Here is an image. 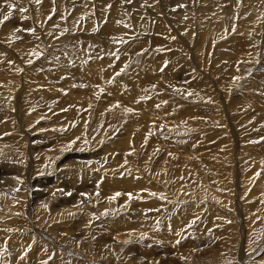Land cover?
<instances>
[{"label": "bare ground", "instance_id": "6f19581e", "mask_svg": "<svg viewBox=\"0 0 264 264\" xmlns=\"http://www.w3.org/2000/svg\"><path fill=\"white\" fill-rule=\"evenodd\" d=\"M14 1H16V0H11L10 2H14ZM28 1H29L30 5L28 3V7L26 8V11H24V13L22 11H20L21 10L20 4H15V3H14L15 7L19 8L18 10H13V11H10V10L7 11L6 10L7 12H3L2 14L0 13L1 14L0 15V19H2L8 13H11L10 17H13V19H11L8 22V24H7V27H11L10 29L8 28V30H10L9 32L13 33L14 29L19 30V26H21L20 29H22V30L29 29L30 31H32V33H30V31H29V33L32 34V37L34 39V42L32 44L26 42L27 39L25 40V44H23L24 41L19 43V44H23V45L28 46V48H26V49H24V48L16 49L15 45H12V44L5 45L4 43L0 42V61L3 63L4 60L8 62L10 59H12L14 61V63H15L14 66L17 67V68H11L10 70H8L6 72L7 73L6 74L7 77L5 78V76H4L5 80L2 82V85L0 84V87H1L0 88V153L1 152H3V153L4 152H8L7 151V147L3 145L5 143H7V142L8 143L13 142V144H11V147L13 145L14 149L13 150L11 148L10 149L14 153V151H16L15 150V148L17 147L16 145L20 144L22 142V140H24L25 144H26V141H29V145L27 147H28L29 151L31 150L30 152H33L35 148L40 147L43 142L47 141L48 144H51V146H52L55 142L59 141L60 142L59 145L57 144L58 147L56 146L54 148L60 150L61 146H63V147H67L68 151L65 152V153H63V152L61 153L63 156H62V158H60L58 160V163L55 166L53 165L54 163H51L52 165L51 164L49 165L47 163L48 165H46V166L47 167L50 166V167H48V169L45 168V169H47L49 171V168H51V166H54V168H55L54 169V174H55L56 177L54 179H51V180H52L53 183H57L58 185L62 186L63 193L61 192L62 194H60V196H59V191H55L57 193V195H58V199H57L58 204H63L61 202L70 203V208H71L72 212L77 211V209H79L81 207L79 205L82 204V209H83L82 210V214H85V215H89V214L90 215L91 214L94 215L96 213L99 214L98 212H100L101 214L102 213H107L108 209L105 207L106 205L103 206L101 204L99 205L98 203L96 204L98 199L93 195V193L91 191V188L87 187L89 184H92V186H96L95 183H93L94 180L91 181V182H89L87 180H85L83 182L81 181V183H79V188H75V183L74 182H79V180H80L79 175H81V177H83L81 180L85 179L86 177L87 178H91V177L95 178V177H97V179H98V177H103V178L109 180V179L112 178V176L115 173V170L108 169L105 166V163H103V162L106 161V164H107V162H110L112 160L110 158V155H109V152H108V147L110 145V141L107 140L102 135L104 133L102 130L98 131V130H94V128H92V126H93L92 121H90V123H88L87 117L85 116L83 118L84 115H82L81 109H84V107H86V106H88L89 108H92V106H94L93 108L96 109L95 112L99 113L98 115L96 114L95 116H99V117L101 116L103 118L109 119L113 115V112H116L115 108L118 109V111L121 113V115L124 112L126 114V112H128V111H126L125 108L123 109V106L125 105V106L130 107V109L132 108V110H133V113L131 112V110H130L131 113H129L132 116L131 117L132 120L129 121V122H131L130 123L131 128L128 129V131H130L129 134L131 135V137L134 135V133L136 131L135 129H137L139 127V123H137V120H136L138 116L141 117L140 122L143 121V120H149L148 127L144 128L143 132H141L136 139L132 140V145H133L132 149H131V144H130L131 140L127 139V141L124 142V146L126 144H128L127 147L123 148V151L125 152L124 153L125 154L124 157H125V159H128V162L127 163L125 162L124 166L121 167L126 172V176H127V181L126 182L128 183V185H132V186L137 187V189H135V190H137L138 191L137 193H139L141 196H143L145 200H148V206L146 207V209H142V210L141 209H132V211H130L128 213L129 215L127 214L128 216H130L133 219V221L136 218L137 219L138 218L142 219L143 217H147V219L146 218L143 219V220L146 219L145 222L138 220V221H136V224L133 225L125 217L120 218L119 220H117V228L115 230V233H116V237L118 238L117 239L118 243H125L126 240L129 241L130 239L136 238V237L144 238L143 234L147 235V237L148 236L151 237V235H156L157 234V231H156L157 227L156 226L160 223V226L161 227L163 226L165 228V226L168 223V219L170 217H173L172 221L174 220V222H175V220L177 219L176 215H181L182 214V215H184V218H185V215H186L187 216V220L185 221L186 222V224H185L186 227L188 226V229H189V227L193 228V226L195 227L197 225H200L204 221L203 220L204 219V215H205L204 211L207 208H209V209H211V211H213V208L211 206L212 203H215V204L217 203L218 204V205H215L214 210H216L218 207H221L225 211L227 209L225 207V206H227V204L224 205L223 203H220V200H218L219 199L218 195L220 193L217 195V197H218L217 198L215 196L216 195L215 193H217V192L214 191L215 193H213L212 192L213 190H210L211 193L215 194V195H213V194H211L209 192V189H211V188H207L205 191H202L203 193L201 192V194H199V193H197V191H192L190 189V186L188 184H186V182L193 181L194 179H196L199 175L204 173V171L194 174L193 172L190 171L192 168L188 169V167H186V166L183 167V165H182V167H180V166L178 167L176 164H174L173 166L172 165L171 166H172V168L175 167L177 171L174 172L175 168H174V170L171 168L172 172H173V174H172V172H170L171 170H169L170 167L168 168V164H170V163L166 159V156H165L166 154L165 155L164 154L161 155V153L158 152L159 147L157 149V153H154V151H153L152 154L151 153L145 154L146 151H148V149L150 148V146L153 143L152 142L153 141L152 140V136H153L154 130H155L154 127H157V126H154L155 123L153 121V118L149 117V115H147V113H146V112H149L150 110L148 108H146L143 104H141L140 101H138L136 99V96H135V99H131V98H134V96H130L129 97L128 94H125V91L128 92V89H127L126 85L123 86V84L121 82H124L126 80L127 72L132 67L131 63L133 61H135V56L137 55L136 51L139 50V48L143 49L144 44H142L141 42L145 41L146 39H150L151 40L152 37H155L154 34H156V32H157V30H155V28L158 25L154 26L152 23H149V21L147 19L144 20L143 19L144 15L141 18L140 14L136 16L135 12H134V14H133V12L129 13L130 11H132L131 7H133V6H131L132 4L129 3L130 0L129 1L125 0V2H127V4H128V6L124 5V8L126 7L125 11H123L124 8L118 7L119 3H124L123 1L121 2V0H110V2H114V5L110 4L109 6H108V4H107V6H103V5H100V4H99V6H97V4L95 2H93V1H91V0H78L77 1L78 3L79 2L82 3V4H78V6H81L82 8L80 10H76V11H74L76 6H74V7H73V5L71 6L70 0H55L54 3L52 2V0H40V2H43V4H41V5H39L40 2L37 3V1H32V0H28ZM137 1H139V0H137ZM209 1L210 0H208V1L204 0L202 3H200V0H197L196 3H200V4L203 5L204 2H206V4H208ZM6 2L7 1H5L3 3H6ZM71 2L73 3V0ZM21 3H23V1ZM98 3H100V2H98ZM105 3H107V2H105ZM235 3H237V2H235ZM24 4H26L25 1H24ZM0 5H2V4H0ZM135 5H136V3H135ZM245 5L248 6V8H249L247 19L246 20H242L244 16L242 14H241L242 15L241 16L240 15V11H237V12H239L238 15H237V18H238L237 23L236 24L232 23L234 25L231 26L230 34L226 37V39H228L230 37L232 38V43H226V45L227 44L229 45L226 48H231L230 52L226 51L225 50L226 48H223V45L225 46V44H223L224 42L222 43L223 45L218 44V42H216L214 44V46H212V48H211L213 50H212V54H211V61H210V67H209L210 69L208 71L203 72V71H201V69L199 70L198 68H192V64L193 63L191 61V60H193L194 62H196L197 57H199V55H200V50L199 49L200 48H199L198 43L201 42L200 41V33L204 29H206L208 27L200 28L196 32V35H195L194 32H192V30L191 31L186 30V29L184 31L183 30L182 31L178 30L179 34H180V38L183 39L187 43V45H188V47L190 49V54H192V57L189 56V55H187V56L183 55L181 51L179 52V51H175L173 49L170 50L168 54L164 55V59L167 58L168 61H171V63H169L167 61L168 63L163 65V67H162V68H164L162 73L165 75V77L167 76L166 78H168V80L170 82L171 81L174 82L176 80L175 78L177 76H181L180 80L183 82V84H185V85L187 84L189 89L191 88L192 95L193 96H197L198 95V96L201 97V98H199V100H197V104H195V105L193 104V105L195 107H196V105H199V107H198L199 110L197 109V112L195 113V116H198L200 119L197 120L198 117H195V118H197L195 120V121H197L195 124H197L204 131L203 132L202 130L201 131L198 130V127H197V130L201 133V135L204 134V133H205V135L204 136L200 135L201 137H199V138L198 137L195 138V136H194V139H192V140H194V142H196V144H200V146L199 147H195L192 150L199 151V152L201 150V154L203 155L202 157H204L205 160H207L206 164H207V162L209 164V167H206V168L207 169L209 168L210 172H206V171H208L206 169V171H205L206 172L205 173V175H206L205 182L204 183L203 182H199V183L195 184V186H197L199 188H204V187H207V186H210V185L213 186L215 189H217L220 186L226 188L225 187L226 186L225 185V183H226L225 179L226 178L222 177V174H220L221 172L218 173L219 171L218 172L215 171L216 169H218V163H220V165H224V167H226L228 164H230L231 168L228 167V168L231 169V170H229L230 172L227 173L228 171L226 172V170H225V172H226V174L230 175L229 179L231 177L232 180H233V178L235 176L241 175V174H243L245 172H246V174L248 172L249 173L248 175H250V177H251V173L256 175V174H258L260 172L259 171L257 173L256 172L257 170H255V169L246 170L243 167V165H242V154H243V151H244L245 147L252 148L253 147V141L261 142V141L264 140V137L258 136V137H254L253 138V136H254L253 130L254 131L258 130L254 126H253L254 128H252L250 126L251 123H249V122L251 120H252V123L255 121V120L253 121V119H254L253 117H252V119H250L251 117L247 116L250 119V121L248 123H245V122H247L249 120L248 118H247L248 120H246L245 119L246 117L244 118V116H245L244 114L245 113L244 114L242 113L243 115H240V116H242L241 119L239 118L240 116L238 115V112H237L236 109H238V110L244 109V107H247L246 105H247L248 101H246L247 103L245 101H243V103H239V104H241V106L239 108H236V107L238 105V102H240L243 99V97H244V99H247L249 97V99H247V100H249V102H251L250 101L251 97L246 94V89L247 88H249V87L252 88L253 87V88H259L260 89L259 85L264 83V73H262L263 66H261V64L263 63L262 57L264 58V52L260 51V53H259L257 51V48L259 47V43H261V44L263 43L262 42L263 35L261 36L259 31H261L260 28L262 26H264V24H262L264 22V4L263 5L262 4H258V3H255L254 1H250V0H242L241 12H243L242 10H244ZM46 6H51L52 7V14L50 15V17L48 15V13L47 14L45 13V11H47V10H45L44 7H46ZM111 7H112V10L109 9ZM4 8H6V7H4ZM7 8H8V6H7ZM192 9H193V7H192ZM137 10H138V8H137ZM201 10H202V8H201ZM203 10L205 11V9H203ZM154 11H157V9L154 10ZM154 11L146 10V12L144 11V14L146 15V17H148V15L150 17L152 15L155 16L156 14H155ZM193 11H194V9H193ZM223 11H225L223 9V7L219 8V10L217 12H215V13L212 10L213 15H214V17L212 18V24L214 23V25L220 27V29H221V27L225 28V26H227L226 24L228 23V19H229L228 15H227V12L223 13ZM64 15H66V23L63 22L64 21V18H63ZM133 15H135L136 17H132ZM160 16H158V17H160ZM229 16L231 17V15H229ZM208 18H210V17H208ZM103 21H105V22L103 23ZM239 21H240V24H239ZM26 23H27L28 27L25 29ZM101 23H103L105 25H106V23H108V24H110V26H112V27H110L111 31H109V32H112L111 33L112 35H110L111 36L110 37V41L106 40L107 42H110L108 44H104V43L99 42L97 40V39L103 38L102 36L106 34V30L105 29L109 28V27H106V26H108V25H106L105 28L103 27L101 29V33H100V29L98 30L97 28L98 27L100 28L102 26ZM199 24L201 25V21L198 22V26H200ZM22 27H24V28H22ZM40 28L42 29V31L39 32ZM215 30H216V32L218 31V29H215V27H214L213 32H215ZM96 31H97V34L94 35ZM104 31H105V33H104ZM18 34H21V33H18ZM62 35H63V37H61ZM43 36H44V39H45L44 43H46V52H45L44 56L42 55L43 52H44V49H43V44L44 43H43V38H41ZM70 36H72L73 38H80L81 39V41H80L81 46H83V48L87 47L86 51L94 49L95 51L99 50V51H103L105 53L106 49L108 48V50H109V48H110L113 57H115V60H113V59L110 60L111 54L107 50V53L110 54L109 55L110 56L109 59L108 58L102 59V60L99 61V63L95 64L96 66H99L98 69L99 68L102 69L103 66H104L103 70L101 72L99 70H97V71H99V73H98L99 75L97 77L93 76L92 78H85V79H82V77H78L77 76V74L72 70L73 68L70 66L71 65L70 62L72 60L70 61L69 59H66V57H63L62 58L63 60L60 61V62H57L56 65L49 63L48 60L49 61L51 60V61L54 62L55 58L59 56V52L57 50L61 51L60 49H62V52L64 51V53H66V55H68V54L70 55V53H69V51L67 50V47H66L67 46L66 45L67 40L69 39ZM202 36H204V35H202ZM210 37H212V36H210ZM129 38H132V40H129ZM54 40H56V41H54ZM103 40H105V39H103ZM228 41H229V39H228ZM70 42H68V43H70ZM15 44L19 45L17 43H15ZM73 46L75 47V45H73ZM262 46H264V44ZM101 48H103L105 51L101 50ZM155 49H156V47H154V45L151 44V45H149V47L145 48V51L147 52V51L155 50ZM74 50H76V49H74ZM82 54H84V53H82ZM142 54L144 55V53H142ZM142 54H141V56H142ZM151 54H152V52L150 53V55ZM144 57H147V56H144ZM177 58H179L178 62H176ZM75 61H76V59H75ZM113 62H117V65L114 68L112 67V63ZM61 63H64V65L61 64ZM176 63L179 64V66L175 65ZM29 64H30L31 68L34 69L36 72H37L38 69L40 71L43 68H45L46 66H50V70L41 72V74H38L40 77H36V78L33 76V70L32 69H31L30 75H28V74H27L28 76L25 75L26 76V78H25L26 80H28V78L29 79H33V80H31V84L32 85H29V83H26V85L34 87L33 86V81H34V79H36V81L38 83L37 86H39V88H38L39 91L35 92L34 90H32L30 93L27 94V92H24L23 89H20V81H21V79L23 77L21 76V78H20L19 76L21 75L20 71L22 69H26V66L29 65ZM59 65H63L65 67V69H66L65 75H63L62 73L57 71L58 70L57 66H59ZM201 66H202V64H201ZM94 68H95V66H94ZM95 69H97V68H95ZM37 73H39V72H37ZM22 74H24V73H22ZM73 74H76L75 77H73ZM148 74H147V76H149ZM95 75H97V74H95ZM243 76H244V79L242 81L241 79L243 78ZM70 78H73V80H69ZM144 78H147L146 74L144 75ZM69 81H72V82L73 81H75V82L81 81V83L82 82L87 83V87L89 88V91L90 90H96L97 93L101 92V93H105V94L102 95V97H101L102 99L100 98L101 102H97L96 100H94L93 96H90V94L89 95L87 94V93H89L88 90L85 91V90H83L81 88L76 89L77 90V94L74 95V91L75 90H71L69 88V86H68V84H69L68 82ZM96 83L97 84L100 83V84H98L99 85L98 87H96ZM179 83H181V82H179ZM46 85H48L47 86V90L46 89L42 90L41 87L43 88ZM51 85H53V87H49ZM138 85L143 90L144 87L141 85L140 81L138 82ZM29 86H27V87H29ZM37 86H35L34 88H36ZM153 86H155V88H156L157 85H153V83H152V87ZM48 89H50V90H48ZM147 89H148V87H147ZM150 89H152V88H150ZM153 89H154V87H153ZM233 89H235V91H233ZM142 90L137 89V92L140 93V94L138 93L139 94V96H138L139 98H141L140 95H142L141 93H143ZM52 91H54V92H52ZM143 91H144V93H146V95L148 94L147 91H145V90H143ZM151 91H149V92H151ZM178 91L181 92V90H178ZM63 92H66L65 96L60 94V93H63ZM182 92L184 93V91H182ZM24 93L27 94L25 96L26 100H32V99L34 100V99H38V98H42L43 97L44 100H47L49 103H51V106L46 107V109H45L46 111H42V112L40 111V113H38V114H34L33 113L34 115L30 116V117H28V114H24L25 116L23 118L22 117V114H23L22 113V108H23V103H24V95H25ZM167 93L169 94V92H167ZM70 95H72V96H70ZM185 95H187V94H185ZM189 96H190V93H189ZM103 99H106V101H104ZM63 101H64V103L66 105H68L70 103L71 108L70 109L68 108L69 109L68 111H66V110L63 111V109H66V107H64V105H62V106L60 105L58 107H55L56 109L52 108V106L54 107L56 105L62 104ZM129 101H132V102H129ZM53 102H56V105ZM255 102H256V100H255ZM151 103L152 104H150V108L154 109V105H155L154 101L152 100ZM155 103H156V101H155ZM164 103L167 104L166 102H164ZM216 103H217V105L215 106L216 112L215 111L214 112L215 113L222 112L223 113L222 115H224V118H225L224 120H223V118L221 120L220 119L221 117H218L219 115H217V116L213 115L214 117H212V115L210 116L207 113V111H209V109H211V107L213 108V106ZM113 104H115L116 107H114ZM147 104L149 105V103H147ZM160 104H161L160 106L163 105V103H160ZM248 104H250V106H251L250 108H252V111H254L253 106L255 107L256 105L255 104L251 105V103H248ZM235 105H236V107H235ZM215 108H213V109H215ZM250 108H249V112H250ZM256 108H258V107H256ZM260 108H262V107H260ZM86 109H88V108L86 107ZM48 110H50L51 113L52 112H56V113H53L54 115H47V114L42 115V113H45V112L50 114L48 112ZM92 110H94V109H92ZM193 110L191 109L190 111L192 112ZM118 111H117V113H119ZM187 111H188V109H187ZM257 111H258V109L255 110V112H253V113L256 114ZM260 111H258V114H259ZM214 112L212 111V113H214ZM103 113H107V114L102 116ZM262 113H261V116H262ZM13 114H14V116H12ZM247 114L249 115L250 113H247ZM204 115H209V117L204 118ZM253 115L254 114H252V115L250 114V116H253ZM16 116H17V119H15ZM181 116H182V114H181ZM180 117L178 116V118H180ZM255 117H256V115H255ZM126 118L128 119V117H126ZM178 118L176 119L177 121H179ZM207 118H209V120H207ZM173 120H174V118H173ZM181 120L182 119H180V121ZM240 120L241 121L243 120L244 124L241 125ZM258 120H259V118H258ZM260 120L262 121V119H260ZM70 121H72L73 124ZM101 121H103V120H101ZM256 121H257V117H256ZM13 122H15V124H13ZM20 122L22 124L26 125V127L24 129V133H25L26 136H23V132L20 131L21 129H17L19 131H18V133L15 136H13L11 138H10V136L5 137V138L3 137L2 134H4L5 132L11 131L12 129L17 128V126H20L19 125ZM183 122H185V121L183 120ZM17 123H19V124L17 125ZM46 123H48L49 127L47 125H45ZM68 123H70L69 128H67ZM27 124L29 126L34 124V127L28 129L27 128ZM42 124H44V125L42 126ZM95 124H96V122H95ZM99 124H100V122H99ZM99 124H98V126H99ZM164 124L165 123H163L162 126ZM170 124H175V122L174 123L173 122L169 123V125L167 126V127H169V129L171 127ZM260 124H261V122H260ZM8 125L9 126L11 125V126L9 128H7ZM74 125L76 126V132L75 133L72 132V129L74 128ZM105 125H106V123H105ZM105 125H104V127H105ZM101 126H102V124H101ZM240 126H242V127L245 126L244 127L245 128L244 132H242L240 130ZM262 126H264V125H262ZM70 127H71V129H70ZM164 127H166V124H165ZM193 127H195V126L193 125ZM158 128H160V126ZM176 128H175V130H176ZM172 130H174V129L172 128ZM172 130H171V132H172ZM214 131H216V132L213 135H216V136L218 135V138L221 140V142H219V146L216 145L217 143L215 144L217 147L212 145L211 143H209V142H211V139H212L211 134ZM12 132H13V134L15 133V131H12ZM55 135H58L59 137L56 136L55 139H54ZM166 135H168V134H166ZM169 135H170V133H169ZM185 135H186V133H185ZM191 135H193V134H191ZM21 136L23 137L22 139L19 138ZM216 136H214V137H216ZM232 136H233V140H231L232 138L230 139V137H232ZM210 137H211V139H209L210 141H207V139L210 138ZM226 137H228L230 140H228V138H227L228 141L225 140ZM18 139H21V142ZM161 140H162V138H161ZM163 140H165V139L163 138ZM186 140H187V137H186ZM157 141L159 142L158 138H157ZM246 141L248 142L247 146H245ZM18 142H20V143H18ZM178 142L179 141H177L176 143H178ZM194 142H192V143H194ZM35 143H38V146H36L37 144H35ZM22 144H23V142H22ZM153 144H155V142ZM145 147H146L147 150L145 149ZM40 149H41L40 150L41 152L44 151L42 149V147ZM64 149H66V148H64ZM22 150L23 149H21V152H23ZM29 151H28V153H30ZM50 151H52V150H49V152ZM149 152H150V150H149ZM17 153H18V151H17ZM6 154H10V153L8 152ZM144 154H145V156H143ZM201 154H200V156H201ZM68 155L75 156V162L73 163V166H71L72 169H70V172L67 173V172L63 171V173H62V171L60 170L62 165H59V163L62 161V159L65 156H68ZM146 155H147V157H146ZM198 155H199V153H198ZM198 155H196V156H198ZM36 156H39V155H36ZM40 156H41V159H43L42 155H40ZM223 156H224V158H223ZM7 157H8V155H7ZM53 157H55V156H53ZM143 157H146V159H151L152 160V161L145 160V161L150 162V165H148L150 167V169L149 168H148L149 170L146 169L147 171L144 170L146 168V166L143 169L141 168L142 167L141 166V158H143ZM198 157H197V159H198ZM0 158H2V157H0ZM36 158H38V157H36ZM48 159H50V158H48ZM192 159H195V158L192 157ZM200 159L203 161L202 158H200ZM6 160H3V161H5V163H6ZM3 161H2V164H3ZM10 161L11 160H9V163H10ZM14 161H16V160H14ZM53 161H54V159H53ZM137 162H139L138 164L140 166L137 164ZM156 162H157V164H156L157 166H155ZM29 163H30V165H29L30 167H28V169H32L33 168V165H32L33 161L30 160ZM145 163L148 164L147 162H145ZM200 163H201V161H200ZM203 163L204 162H202L201 164L203 165ZM2 164H0V165H2ZM36 164H37V162H36ZM63 164H66V163H63ZM182 164H184V163L182 162ZM188 164H190V163H188ZM178 165H180V164H178ZM26 166H27V164H26ZM44 166H45V164H44ZM40 167H43V166H40ZM68 167L70 168V166H68ZM4 169H6V168H4ZM45 169H43L44 172H45ZM61 169H63V167ZM198 169H200V168H198ZM1 170H2V167L0 166V172H1ZM35 170H36V168H35ZM203 170H205V169H203ZM51 171H52V169H51ZM47 172H45V173H47ZM166 172L172 174L173 176H169L168 173H166ZM261 172H262L261 174H263V175L260 176V174H259L260 180L258 182L252 183V182H250L252 180H250L248 178V181L250 180L248 183H245V182H247L246 180L242 183L243 178L241 177L242 178V180H241V178L239 177V180L237 179L238 180V184L237 183L236 184L238 185V190L239 191H237V192H239V193H240V191L243 190L242 189L243 186L244 187L246 186L247 188L249 186H251L250 183L253 184V185L255 184V186L257 187V189H256L255 186H254L253 189L249 187L250 188L249 189L250 196H249V194L247 196H249V197H251L253 199V208L258 209V216H260L262 218V220L260 222H258L257 224H260V225L263 226L262 222H263V219H264V173H263V171H261ZM214 173H216L217 175L215 174L216 175L215 176ZM33 174L36 175L37 177H39L38 173H33ZM61 174H64V175L68 174V175H70V177L68 178L65 175L66 178L64 177L65 178L64 179V178H61ZM15 175H17V174H15ZM34 175H32V176L30 175V177H28V179H31ZM42 175H44V174H42ZM243 175H245V174H243ZM218 176H220V179H219ZM7 178H8V176H7ZM16 178L19 180L18 177H16ZM33 178H36V177H33ZM252 178H253V176H252ZM38 179L39 178H36L37 182H38ZM245 179H246V177H245ZM254 179H255V177H254ZM14 180H16V179H14ZM62 180H63V183L61 182ZM118 180H120L119 177H118ZM12 182H14V181H12ZM233 182H231V184ZM5 183H6V181H5ZM228 183H229V181H228ZM186 187H189V188H186ZM2 188H4V187H2ZM124 188H125V185H124ZM56 189H58V188H56ZM20 190H22V189H20ZM29 190H30L29 191V197L27 199L28 203L26 202L27 204H26V207H25V209H27V211H26V214H24L25 210L23 211V213H20L21 216H22V217H20V219H21V222L23 224L27 225L28 228H32V232L33 233L31 235L29 234L30 235L29 237L26 236L27 238L25 240L23 238L24 235H23V237H21V239L19 238V236H18L19 232H18V235L15 236V238L12 239V237H11V239L13 241L14 240H19V242L17 244L12 242L13 245H14V246L12 245L13 246V250L15 249V247L18 248V251H16L15 260L11 258L13 260V262H15V264H17V263L18 264H28L29 263L28 255H25L26 253L23 254L21 250H24L26 247H28L31 242H34L35 240L37 241L38 236H42V234H43V236L46 235L44 233H41L42 232L41 231L42 228L37 226L36 225L37 223H34V222H37V221H35L36 217H35L34 220L32 219V215L35 212V206H34L33 202L35 201V199L37 197H41L42 195L40 193H37V192L31 193L32 192L31 189H29ZM75 190L76 191H80L81 193H76V192H74ZM132 190H133V188H132ZM244 190H245V188H244ZM24 191H25V189H24ZM83 191H85V193H82ZM222 192H223V190H222ZM224 192H226V191H224ZM20 193L17 192V190H15V192L12 195L14 197H16V196H19L18 194H20ZM244 193L245 192H243V194ZM153 194H155V195H153ZM221 194H225V196H223V197H224V199H226V197H227L226 193H221ZM246 194H247V192H246ZM5 195L6 194L4 192L0 191V216L3 217L6 214L8 215V216L6 215L8 219H6L5 216L3 217V218H5V220L1 217L3 222L4 221L8 222L9 220H12V221L15 220L16 221V219L18 217L17 209L14 211L12 208H10V206H9V201L10 200ZM136 195H138V194H136ZM80 196H83L82 202L79 201V197ZM20 197H22V196L20 195ZM139 197L140 196H138V198ZM16 198H18V197H16ZM117 198H118V196H117ZM227 198H229V197H227ZM237 198H238V201H239V204H238L239 208L237 210L238 211L237 213L240 216V232L238 231L237 233L241 237L238 236L236 238L237 239L236 242L238 243L240 241V243H242V239L244 237V234L246 235L245 237L247 238L249 236V232H251V230L255 229V225L243 222V217L241 215L248 211L249 207H247L248 204H246V202H248V201L245 202L244 199H242L243 197H241V196L237 197ZM11 199H13V198H11ZM24 199H26V198H24ZM24 199H23V201H24ZM118 199H121V198H118ZM13 200H15V199H13ZM13 200H12V203H13ZM27 200H25V201H27ZM235 200H237V199H235ZM134 201H137V199L134 200ZM230 201H232V200H230ZM189 202H190V204L191 203H193V204L189 205V206L187 205V207H186V204H189ZM226 202H228V201L226 200ZM249 203L252 205L251 202H249ZM123 205H124V203L121 204V206H123ZM139 205H142V204H139ZM59 206H61V205H59ZM216 206H218V207L216 208ZM230 206H232V205H230ZM230 206H228V207H230ZM221 208H218V209L220 210ZM63 209L68 211V209H69L68 208V204H66V206L63 207ZM189 209H190V211H189ZM229 209H232V207L228 208V210ZM134 210H135V212H133ZM232 210H234V209H232ZM110 211H111L110 213L113 214L115 209L113 208ZM206 212H208V211H206ZM208 213H210V212H208ZM235 213L236 212H234L232 214L234 215ZM52 214H54V213H52ZM57 214H59V213L57 212ZM70 214H72V213L70 212ZM101 214H100L99 217H94L93 218V222L94 223H98L97 221L102 219L103 216ZM214 214L216 215V213H214ZM219 214H221L222 217L221 216L220 217L223 218V220H224L223 222H221V223H223L221 226L226 227L227 225H230L231 222L230 223L228 222L229 224L225 222V221H228L227 220V218H229L228 214L226 212H222V211H219ZM238 214H236V215H238ZM38 215H40V214H38ZM211 217L212 216H210V221L212 220ZM68 218L69 217H66V219H68ZM48 219H51V218H48ZM183 219H181V220H183ZM253 219H255V218H253ZM18 220L19 219H17V221ZM28 220L30 221L31 225H29ZM64 220H65V218H64ZM159 220L160 221H164V222L161 224V222ZM17 221H16V223H17ZM56 221H58V220H56ZM234 221L232 219V222H234ZM151 222H152L153 226H147V224L150 225ZM207 222H209V219H208ZM215 222H217V220H215ZM22 223L19 224V225H22ZM102 223H103V220H102ZM102 223H101V225H102ZM197 223H200V224H197ZM2 224L5 226L4 223H2ZM11 224H12V222H11ZM62 224L64 225L65 223H62ZM62 224H60V225L62 226ZM80 224H78V225L80 226ZM106 224H108V223H106ZM7 225H8V223H7ZM13 225H15V224H13ZM101 225H100V227H101ZM177 225H178V223H177ZM233 225H234V223H233ZM68 227L69 226H67V228ZM111 227L113 229H115V226L111 225ZM174 227H175V225L173 226V228ZM183 227H185V226H183ZM183 227H181V229L179 231V234H180V232L183 233V231L185 230V229H183ZM236 227H237V225H236ZM5 228H6V226H5ZM28 228H27V230H28ZM75 228H76V226H75ZM78 228H79V230L83 229L82 226L78 227ZM86 228H87V226H86ZM175 228H177V227H175ZM212 228H210V229H212ZM229 228H231V227H229ZM238 228H236L235 230L231 231L232 234L235 233L234 231H236ZM3 229H4V227H3ZM70 229H69V231H70ZM84 229H85V227H84ZM182 229H183V231H181ZM46 230H47V228H46ZM63 230H65V229H63ZM75 230H78V229L76 228ZM106 230H110V227L108 225L106 226ZM172 230H174V229H172ZM71 231H72V229H71ZM47 232L48 231H46V233ZM67 232L68 231L65 230V234ZM155 232H156V234H155ZM81 233L83 234V232H81ZM225 233L230 235L228 233V230H227V232L225 231ZM47 234H49V233H47ZM13 236H14V234H13ZM34 236H35V238H34ZM157 236H159V235H157ZM51 237H52V235H51ZM104 237H106V236L104 235ZM33 239H35V240L33 241ZM135 240H137V239H135ZM150 240L152 241V239H150ZM23 241H28L29 245L24 246V244L22 243ZM154 241H152V242H154ZM162 241H163V239H162ZM243 241H244L243 243H246L244 239H243ZM3 242H4V240H3ZM134 242H136V241H134ZM9 243H11V242H9ZM106 243H108V241ZM129 243H127V244H129ZM234 243H235V241H234ZM35 244H36V242H35ZM144 244H146V243H144ZM43 245L45 246V244H43ZM164 245H165V243H164ZM134 246H136V245H133V247ZM140 246L142 247L144 245H140ZM235 246H237V245H235ZM244 247H246V245H244ZM128 249H126V251H128ZM138 249H140V248H138ZM247 249H248V247H247ZM239 250H240V254H241L242 260L243 259H247V258H249V260H251V257H253L254 255H260V254H262L264 252V241L262 242L260 247L259 248L257 247V249L255 251H253L252 253H247V251L244 252V251H242V249H239ZM131 252L129 251L128 253H131ZM94 254H96V253H94ZM131 254L133 255V253H131ZM90 255H91V253H90ZM110 255L111 254H109V256ZM126 255H128V254L126 253ZM131 256H130V258H131ZM88 258H90V257H88ZM127 258H128V256H127ZM134 258H136V257H134ZM91 259H92V257H91ZM128 260H129V258H128ZM99 261H101V260H99ZM134 261H135V259H134ZM88 262H90V260ZM237 262H238V260H237ZM254 262H257V261H254ZM96 264H97V262H96ZM126 264H127V262H126ZM243 264H244V262H243Z\"/></svg>", "mask_w": 264, "mask_h": 264}, {"label": "rangeland", "instance_id": "374dc122", "mask_svg": "<svg viewBox=\"0 0 264 264\" xmlns=\"http://www.w3.org/2000/svg\"><path fill=\"white\" fill-rule=\"evenodd\" d=\"M5 1H7L6 2L7 4L6 3H3ZM10 1L11 0H4V1L3 0H0V2H1L0 4H2V5H0V8H1L0 9L1 10L0 13L1 14L3 12H7L9 10L10 11H13V10H18L19 9L18 7H15L14 9L13 8H9V7L7 8L8 5L20 4L21 9H26L28 7V3H29L28 0L27 1L26 0H22L23 3H21L22 2L21 0H19V1L16 0L14 2H10ZM24 1L26 2L27 5L24 4ZM32 1H37V0H32ZM71 1L72 0H70L71 6L72 5H73V7L76 6L75 9H74V11L80 10L82 8L81 6H78V4H82L80 2L78 3L77 2L78 0H73V3ZM91 1L95 2L97 4V6H99V4L100 5H103V6H107V4H108V6L110 4L111 5H114V2H110V0L109 1L108 0H95V1L94 0H91ZM122 1L124 3H119L118 4V7L124 8V5H127L128 6V4H127V2H125V0H121V2ZM196 1L197 0H139V1H137V0H130L129 1V3L132 4L131 6H133V7H131L132 11H130V12L128 11L129 13H132L133 12V14H134V12H135L136 13L135 14L136 16L140 14L141 15V18L144 15L143 16V19L144 20L147 19L149 21V23H152L154 26L158 25L157 26L158 28L157 27L155 28V30H157L156 34H154L155 37H152L151 40L150 39H146L145 41L141 42L142 44H144V46H143V49L142 48H139V50L136 51L137 52V55L135 56V61H133L131 63V66L132 67L127 72V75H126V80L128 82L125 80L124 82H121V83L123 84V86L126 85V87L128 89V92L125 91V94H128L129 97L130 96H134V98H131V99H135V96H136V99L138 101H140L141 104H143L146 108H148L150 110L149 112H146V113H147V115H149V117H152L153 118V121L155 123V124L153 123L154 126H157V127H154L155 130H154V134L152 136V140H153L152 142L153 143L155 142V144L152 143V145L150 146V148L148 149V151H146L145 154H148V153H151L152 154L153 151H154V153H157V149L159 147L158 152H160L161 155H163V154L165 155L166 154L165 155L166 156V159L170 163V164H168V168L170 167L169 170H171L170 172H172V169L174 170L175 167L172 168V166L174 164H176L178 167L179 166L182 167V165H183V167L186 166V167H188V169L189 168H192L190 171L193 172L194 174L204 171V173H202L201 175H199L196 179H194L193 181H188V182H186V184H188L190 186V189L192 191H197V193H199V194H201V192L202 191H205L207 188H211V189H209V192L210 193H211L210 190H213L212 191L213 193L217 192V193H215L216 195L213 194V193H211V194L215 195L216 197H217V195L219 193L220 194L221 193H226V196L229 197V198L226 197V199H224L223 196H225V194H221L222 196L219 194L218 195V197H219L218 200H220V203H223L224 205L227 204V206H225L227 209L224 211L221 207L216 206V208L218 207V208H221V209L219 210L217 208L218 210L217 209L214 210L215 205H218V204L217 203L216 204L215 203H212L211 206L213 208V211H211V209L207 208L204 211L205 212L204 219H203L204 221L203 222L201 221L202 222L201 224L200 223H197V224H200V225H197L195 227L193 226V228L189 227V229H188V226L186 227V225H185L186 222L185 221L187 220V216L185 215V218H184V215L181 214V215H176V217H177L178 220L176 219L175 222H174V220L172 221L173 217H170L168 219V223L165 226V228L163 226L161 227L160 226V223H159L158 224L159 226L158 225L156 226L157 227L156 228L157 234L155 232L156 235H151V237L150 236L147 237V235L143 234V237L145 239L144 238H141V237H136V238L130 239L129 241L126 240L125 243H118V240H117L118 238L116 237V233H115V230L117 228V220H119L120 218L125 217V218H127V220L130 223H132L133 225H135L136 224V221L140 220V221L145 222L146 219H147V217H143L142 219H140V218L137 219L136 218L133 221V219L130 216H128L129 215L128 213L130 211H132V209H141V210L142 209H146V207L148 206V200H145L143 196H141L139 193H137L138 191L135 190V189H137V187L132 186V185H128V183L126 182L127 181L126 172L121 167L124 166V163L125 162L126 163L128 162V159H125V157H124V155H125L124 153L125 152L123 151V148L127 147L128 144H126L124 146V142L127 141V139L131 140V143L130 144H131V149H132V146H133L132 145V140L136 139L138 137V135L141 132H143V129L146 128V127H148L149 120H143V121L140 122L141 117L138 116L136 120H137V123H139V127L137 129L134 128L136 131H135L134 135L131 137V135L129 134L130 131H128V129L131 128V125H130L131 122H129V121L132 120L131 119L132 116L129 113H131V112L133 113L132 108L130 109V107L124 105L123 106V109L125 108V110L128 111V112H126L127 115L124 112L122 114L123 116L118 111V109L115 108V111L116 112H113V115L111 116V118L106 119V118H103L101 116H100L101 118L99 116H95L96 114L98 115L99 113L98 112H95L96 109L93 108L94 106H92V108H89L88 106H86L88 109H86V107H84V109H81L82 115H84L83 118L86 116L88 123H90V121H92V124H93L92 128H94V130H98V131L99 130H102L104 132L102 135L107 140L110 141V145L108 147V152H109L110 158L112 160L110 162H107V164H106V161L103 162V163H105V166L108 169L115 170V173L112 176V178L109 179V180L108 179H105L103 177H98V179H97V177H95V178H93V177L87 178L86 177L85 179L81 180L83 177H81V175H79V178H80L79 182H74L75 183V188H79V183H81V181L83 182V181L87 180V181L91 182V181L94 180L93 183H95L96 186H92V184H89L87 187L88 188H91V191H92L93 195L98 199V201L96 202V204L98 203L99 205L101 204L103 206L106 205L105 207L108 209V212L107 213H102V214L100 212H98L99 214L96 213L94 215H92V214L91 215L90 214L89 215H85V214H82V210H83L82 209V204L79 205V206H81L80 207L81 209L79 208L80 210L77 209V211H75V212H72L71 211L70 203L61 202L63 204H58V202H57L58 195H57V193L55 191H59V196H60V194L63 193L62 186L58 185L57 183H53L51 179H54L56 177L55 174H54V169H55L54 166L58 163V160L60 158H62L63 155L61 153L62 152L65 153V152L68 151L67 150V147H63V146H61V149L60 150L54 148L56 146L58 147V145L60 143L59 141L55 142L52 146H51V144H48L47 141L46 142H43L40 147H37V148L34 149L35 152L33 150H32L33 152H30L31 150L29 151L28 150V147H27L29 145V141H26V144H25L24 140H22V142H23V144H22L21 139L23 137L21 136V137H19L21 139H18L21 143L18 142L20 144H17L16 145L17 147L15 148L16 151H14V153L12 151L14 149V146L12 145V147H11V144H13V142H11V143H8L7 142V143H5L3 145L7 147V151L10 154H6L8 152H4L5 154L3 152L0 153V157H2V158H0L1 159L0 160L1 161L0 164H2V161L3 160H6V159L8 160V161L6 160V163L7 164L5 163V161H3V164H2L3 166L0 165L2 167V170H3V171L1 170V172H0V174H1L0 175V191L4 192L6 194L5 196H7V198L10 200L9 201L10 208H12L14 211L17 209V212H18L17 214H18V217H19V218L17 217V219H19L18 220L19 222L17 221V219H16L17 223H16L15 220H13L15 223L12 220H9L8 222L6 221L8 223V225H9L8 226L7 223L5 221L3 222V220H2V218L4 216L6 217V219H8L7 218L8 215L5 213L7 216L6 215H4L3 217L0 216V219H1L0 220V222H1L0 223V229H1L0 230V246H1L0 247V264H11V263L12 264H15V262H13L12 259L15 260L16 251H18V248L15 247V249L13 250V246L14 245H13L12 242H14L15 244H17L19 242V240H14L13 241L12 239L15 238L16 235H18V232H19V235L18 236H19L20 239L24 235V237H23L24 240L33 233L32 232V228H28L27 225L23 224L21 222V219H20V217H22L20 213H23V211L25 210V213L24 214H26V211H27V209H25V207H26V204L28 203V200L27 199L29 197V191H30L29 189H31V191H32L31 193L37 192V193H40L42 195L41 197H37L35 199V201L33 202V204L35 206V212L36 213L34 212V214L32 215V219L34 220L35 217H36L37 220L35 219V221H37V222H34V223H37L36 225L39 226L40 228H42L41 229V231H42L41 233H44L47 236L46 235L43 236V234H42V236H38L37 241L35 239H33V241L34 240L35 241L34 242H31L30 245H29L28 241H23L22 242L24 244V246L29 245L28 246L29 248L26 247L24 250H21L20 249L23 254L26 253L25 255H28V261H29L28 264H96V262H97V264H126V262H127V264H129V263L130 264H238V263L239 264H243V262H244V264L245 263L246 264H264V252L262 254H260V255H254L253 257H251V260H249V258H247L248 260L247 259H243L242 260V257H241V254H240V250H239V249H242V251H244V252L247 251V253H252L253 251H255L257 249V247L259 248L260 245L262 244V242L264 241V219H263V222H262L263 223V226L260 225V224H257L258 222H260L262 220V218L260 216H258V209L253 208V199L251 197H249L250 196L249 189L250 188L253 189L254 186H255V184L253 185V184L250 183V185H251V186H249L250 188L249 187L247 188L246 186L245 187L243 186V188H242L243 190L240 191V193L237 192V191H239L238 190V185H237L238 184L239 177L240 178L241 177L243 178V180L241 178L242 183L245 180L247 181L245 183H248L250 180H252L250 182L255 183V182H258L260 180V176L263 175V174H261L262 173L261 171H263V173H264V140L261 141V142H255V141H253V147L252 148L245 147V149L243 151V154H242V165H243V167L246 170L255 169V170H257L256 171L257 173L260 171L258 174L254 175L253 173H251V177H250V175H248L249 173L247 172V174H246V172H245V173H243L245 175L241 174V175L235 176L233 178V180L230 177V179L232 180L231 181L229 179V176L230 175L229 174H226L227 171H228L227 173H229L230 172L229 170H231L230 169L231 168L230 164H228L226 167H224V165H220V163H218V169L219 170L216 169L215 171H217V172L219 171L218 173L221 172L220 174H222V177L226 178L225 179V182H226L225 183V185H226L225 187L227 189L224 188V187H222V186H220L222 189L220 187H218L219 189L218 188L215 189L211 185L210 186H207V187H204V188H199V187L195 186V184H197L199 182H203L204 183L205 180H206L205 173L206 172H210L209 168L208 169L206 168V167H209V164H208V162L206 164V161L207 160H205V158L202 157L203 155L201 154V150H200V152L199 151L192 150L195 147H199L200 146V144H196V142H194V140H192V139H194V136H195V138L196 137L199 138V137L205 135V133L201 135V133L198 130L201 131L202 128H200L197 124H195L197 122V121H195L197 119L195 117H198V116H195V113L197 112V109H198L199 105H196V107L194 105L197 104V100H199V98H201V97L198 96V95L197 96H193L192 95L191 88L189 89L188 85L187 84L186 85L183 84V82L180 80L181 76H177L175 78L176 80L174 82H172V81L170 82L168 80V78H166L167 76L165 77V75L162 73V71L164 70V68H162L163 65L167 64L168 62L171 63V61H168L167 58L164 59V55L165 54H168L170 50L173 49L175 51H179V52L181 51L183 55H186V56L189 55V56L192 57V54H190V49H189L187 43L183 39L180 38L179 31H182V30L184 31L185 29L186 30H189V31L192 30V32H194L195 35H196V32L200 28H202V27L203 28L204 27H208V28H206V29L203 30L204 32L202 31L200 33V41L201 42L198 43L199 48H200L199 49L200 50V55H199L200 58L197 57L196 62H194L193 60H191L192 63H193L192 64V68H198L199 70L201 69V71L206 72V71H208L210 69L209 67H210V61H211V54H212V50H213V49H211L212 46H214V44L216 42H218V44H221V45L225 44V46L223 45V48H226L227 46H229L228 44L226 45V43H232V38L231 37L228 38L229 39V41H228V39H226V37L230 34V28H231V26L237 23V20H238L237 15L239 13L237 11H240V15L242 14L244 16L242 20H246L247 17H248L247 16L248 15V10H249L248 6L245 5L244 10H242L243 12L245 11L244 12L245 14L243 12H241L242 0H226V1L225 0H210L211 2L209 1L208 4H206V2H204L203 5L200 4V3H202L204 0L203 1L200 0V3H196ZM250 1H254L255 3L262 4V5L264 4V0H256V1L255 0H250ZM52 2L54 3L55 0H52ZM98 2H100V3H98ZM105 2H107V3H105ZM235 2H237V3H235ZM135 3H136V5H135ZM41 4H43V2H40L39 3V5H41ZM29 5H30V3H29ZM1 6L3 8L4 7H6V8L3 9ZM192 7H193L194 11H193ZM222 7L225 10V11H223V13L227 12V15H228V18L229 19H228V23L226 24L227 26H225V28L221 27V29H220V27L215 26L214 23L212 24V18L214 17L212 10L215 13V12H217L219 10V8H222ZM137 8H138V10H137ZM201 8H202V10H201ZM44 9L47 10V11H45V13L46 14L48 13V15L50 17V15L52 14V7L51 6H46V7H44ZM109 9L112 10V7L109 8ZM156 9H157V11H154ZM203 9H205V11ZM125 10H126V7L124 8L123 11H125ZM143 10L145 12H146V10H148V11H154L156 15L155 16L152 15L151 17L148 15V17H146V15L144 14V11ZM22 12L24 13V11H22ZM135 15H133L132 17H136ZM229 15H231V17ZM158 16H160L161 18L158 17ZM208 17H210V18H208ZM63 18H64V21L63 22L66 23V15H64ZM11 19H13V17H9V19L6 20V21H3V18L0 19V21H3L2 23H0V42L4 43L5 45H7V44L8 45L9 44L15 45V48L16 49H19V48L26 49V48H28V46L23 45V44H25V40L26 39H27L26 42H28L30 44H32L34 42V39L32 37V34H30V33H32V31H30L29 29H26L28 27V25L26 23V25H25V29L26 30L20 29L21 26L18 25L19 26V30L14 29L13 30L14 31L13 33L12 32H9L10 30H8V28L10 29L11 27H7V24H8V22ZM199 21H201V25L199 24L200 26H198V22ZM104 22L105 21H103V23ZM103 23H101L102 26L100 28L99 27L97 28L98 30L100 29V33H101V29L103 27L105 28L106 25H108L106 27H109V28L108 29H105L106 30V34L102 36L103 38H100V39H97V40L99 42L104 43V44H108L110 42H107V41L108 40L110 41V37H111L110 35H112L111 34L112 32H109V31H111L110 27H112V26H110V24H108V23H106V25L103 24ZM232 23H234V24H232ZM239 24H240V21H239ZM262 24H264V22ZM214 27H215V29H218L217 32H216V30H215V32H213ZM263 27L264 26H262L261 27L262 29L260 28L261 31H259L260 34H261V36L263 35V40H262L263 43L262 44L259 43V47L257 48V51L259 53H260V51L261 52H264V46H262L264 44V32H263L264 31L263 30L264 28ZM22 28H24V27H22ZM29 31H30V33H29ZM40 31H42L41 28H40L39 32ZM18 33H21V34H18ZM104 33H105V31H104ZM96 34H97V31L95 32L94 35H96ZM202 35H204V36H202ZM210 36H212V37H210ZM61 37H63V35ZM41 38H43V43H44V40H45L44 39V36L41 37ZM103 39H105V40H103ZM129 40H132V38H129ZM22 41H24L23 44H19ZM54 41H56V40H54ZM80 41H81L80 38H73L72 36H70L69 39L67 40V43H66L67 46L65 45L67 47V50L69 51L70 55L69 54H68L69 56L66 55V53H64V51L62 52V49H60L61 51L57 50L59 52V56H58L59 58L56 57L55 60H54V62L51 61V60L50 61L48 60V62L51 63V64H55L56 65L57 62H60V61L63 60L62 59L63 57H66V59H69L70 61L72 60L70 62V64H71L70 66L73 68L72 70L77 74V76L78 77H82V79H85V78H92L93 76L97 77L99 75L98 74L99 71L101 72L103 70L104 66H103L102 69L101 68L98 69L99 66H96L95 65L96 63H99L100 60L106 59V58L109 59V57H110L109 55L110 54H111L110 60L111 59L115 60V57H113L110 48H109L110 51L107 48L105 53L103 51H99V50H98L99 52L97 50L95 51L94 49H91V50H87L86 51L87 47L83 48V46H81V44H80ZM68 42H70V43H68ZM15 43H17L19 45H16ZM151 44H153L154 47H156V49L155 50H150V51H147L146 52L145 51V48L146 47H149V45H151ZM73 45H75V47ZM43 49H44V52H43L42 55L44 56V54L46 52V43L43 44ZM74 49H76V50H74ZM230 49L231 48H226L225 50L230 52ZM101 50H104V49L101 48ZM107 50H108V52L110 54L107 53ZM151 52H152V54L150 55ZM82 53H84V54H82ZM142 53H144V55ZM141 54H142V56H141ZM144 56H147V57H144ZM75 59H76V61H75ZM178 59L179 58H177L176 62H178ZM11 60L12 59H10L8 62L4 60L3 63L0 61V63H1L0 64V84L1 85H2V82L5 80L4 79V76H5V78L7 77V75H6L7 73L6 72L8 70H10L11 68H17V67L14 66V64H15L14 61L13 60L11 61ZM262 61L264 63V58L263 57H262ZM263 63L261 64V66H263L262 73H264V64ZM61 64L64 65V63H61ZM201 64H202V66H201ZM63 65L57 66L58 67V70L57 71H59L60 73H62L63 75H65L66 69H65V67ZM116 65H117V62H113L112 63V67L113 68ZM175 65L179 66V64H177V63ZM94 66L97 69H95ZM31 69L32 68H31L30 64L27 65L26 66V69H22L20 71V74L21 75L19 76L20 78H21V76L23 77L21 79V81H20V89H23L24 92H27V94L30 93L32 90H34L35 92L39 91L38 90L39 86H37L38 83H37L36 79H34V81H33V86L34 87L37 86L36 88H34L32 86H29V85H32L31 84V80H33V79H29V78H28V80L25 79L26 76L30 75ZM78 69L79 70L81 69V70L79 71ZM32 70H33V76L36 78V77H40L38 74H41V72L50 70V66H46L45 68H43L40 71L38 69L37 72H39V73H37L34 69H32ZM97 70H99V71H97ZM22 73H24V74H22ZM94 73L97 74V75H95ZM76 74H73V77H75ZM145 74H146V77L147 78H144V75ZM147 74L149 76H147ZM243 79H244V76H243V78L241 80L243 81ZM69 80H73V78H70ZM139 81H140L141 85L144 87L143 90L147 91V93L149 95L148 94L146 95V93H144V91L139 87V85H138V82ZM71 82L72 81H69L68 82L69 83L68 86H69V88L71 90H75L74 91V95L77 94V90L76 89H78V88H81V89H83L85 91L86 90L89 91V88L87 87V83H84V82L81 83V81H79V82L73 81L72 83ZM179 82H181V83H179ZM26 83H29V85H26ZM152 83H153V85H157L156 86L157 89L155 88V86H153L154 87V89H153ZM98 84H100V83H98ZM98 84L96 83V87L99 86ZM263 84L264 83H262V84L259 85L260 89L259 88H253V87L252 88L249 87V88L246 89V94L251 97V99H250L251 102H249V100H247V99H249V97L247 99H244V97H243V99L240 102H238V105L239 106L236 104L237 105V107H236V105H235L236 108H239L241 106V104H239V103H243V101H245V102L248 101V103H251V105H254V104L256 105L255 107L253 106L254 111H252V108H250L251 107L250 104H248L247 102H246L247 103V105H246L247 107H244V109H241V110L236 109L239 116L240 115H243L245 113L244 114L245 115L244 118L246 117L245 118L246 120L249 119L247 116L251 117L250 119H252V117L254 118L253 119V121L255 120L253 122L254 124L252 123V120L250 121V119L247 122H245V123H248L250 121L249 122V123H251L250 126L252 128L255 127L256 129H258L256 131L253 130V132H254L253 138L254 137H258V136L264 137V126H262V125H264V120H263L264 119V101H263L264 100V85ZM27 86H29V87H27ZM47 86L48 85H46L43 88L41 87V89L42 90H45V89L47 90ZM49 87H53V85H51ZM147 87H148V89H147ZM150 88H152L153 90L150 89ZM137 89H140L143 92V93H141L142 95H140L141 98L138 97L140 93L137 92ZM48 90H50V89H48ZM178 90H181V92L178 91ZM149 91H151V92H149ZM182 91H184V93ZM233 91H235V89H233ZM52 92H54V91H52ZM167 92H169V94ZM189 93H190V96H189ZM24 94H25L24 95V103H23V108H22V113H23L22 114V117L23 118L25 116L24 114H28V117H30V116H33L34 114L40 113V111L41 112L42 111H46L45 110L46 107L51 106V103H49L47 100H44L43 97L42 98H38V99H34V100L33 99L32 100H26V97L25 96L27 94L26 93H24ZM60 94L63 95V96H65L66 95V92H63V93H60ZM87 94L88 95L90 94V96H93V99L96 100L97 102H101V99H102L101 97L105 93H101V92H98L97 93L96 90H90L89 93H87ZM185 94H187L188 96L185 95ZM70 96H72V95H70ZM103 100L106 101V99H103ZM152 100L154 101V104H155L154 105V109L150 108V104H152L151 103ZM255 100H256V102H255ZM155 101H156V103H155ZM129 102H132V101H129ZM164 102H166L167 104H165ZM53 103L56 105V102H53ZM147 103H149V105ZM160 103H163V105L160 106L161 105ZM60 105L61 106L64 105V107H66V109H63V111L64 110L68 111L71 108L70 103L68 105H66L64 103V101H63L62 104L56 105L54 107L52 106V108L53 109H56L55 107H58ZM157 105H159V107H157ZM216 105H217V103L213 106V108H215ZM113 106L116 107L115 104H113ZM256 107H258V108H256ZM260 107H262L263 109L260 108ZM213 108L211 107V109H209V111H207V113L210 116L212 115V117L219 115L218 117H221L220 119L222 120V118H223V120H224L225 118H224V115H222L223 113L222 112L215 113L216 112V108L215 109H213ZM249 108H250V112H249ZM92 109H94V110H92ZM187 109H188L189 112L187 111ZM191 109L192 110L194 109V110L191 112L190 111ZM257 109H258V111H260L262 109L261 111L263 113L261 111L259 112L260 115L258 114V111L256 112V114L253 113ZM130 110H131V112H130ZM117 111L119 113H117ZM212 111L213 112L215 111V112L212 113ZM48 112L50 114H48L47 112H45V113H42V115H44V114L54 115L53 113H56V112H52L51 113L50 110H48ZM247 113H250L251 115L254 114V115L253 116H250V114L248 115ZM261 113H262V116H261ZM105 114H107V113H103L102 116H104ZM181 114H182V116L184 115L183 116L184 118L181 116ZM209 115H204V118L209 117ZM255 115L257 117V121H256ZM12 116H14V114ZM178 116L179 117L181 116L182 118L181 117L178 118ZM126 117H128V119ZM241 117L242 116H240L239 118L241 119ZM173 118H174V120H173ZM177 118H178L179 121L176 120ZM258 118H259V120H258ZM15 119H17V116H16ZM180 119H182V120L180 121ZM199 119L200 118L198 117L197 120H199ZM260 119H262V121ZM101 120H103V121H101ZM183 120L185 122H183ZM207 120H209V118H207ZM70 122L73 124L72 121H70ZM95 122H96V124H95ZM99 122H100V124H99ZM172 122L173 123L175 122V124H170L171 127L169 129V127H167V126L169 125V123H172ZM240 122H241V125L244 124L243 123V120L242 121L240 120ZM260 122H261V124H260ZM105 123H106V125H105ZM163 123L166 124V127H164L165 124L162 126ZM13 124H15V122H13ZM18 124L19 123H17V125ZM98 124H99V126H98ZM101 124H102V126H101ZM19 125L20 126H17V128H14L11 131H7L4 134H2L3 137L5 138V137L10 136V138H11V137L15 136L18 133V131H19L17 129H21L20 131L23 132V136H26L25 133H24V129H25L26 125L22 124L21 122H20ZM43 125L44 124H42V126ZM45 125L48 126V123H46ZM104 125H105V127H104ZM158 125L160 126V128H158L159 127ZM173 125L174 126L176 125V126L174 127ZM193 125L195 127H193ZM10 126L8 125L7 128H9ZM28 126L29 125L27 124V128L30 129V128L34 127V124L31 125V126H29V127ZM69 126H70V123H68L67 128H69ZM71 127H70V129H71ZM197 127H198V130H197ZM244 127L245 126H243V127L240 126V130L242 132H244V130H245ZM172 128L174 130H172ZM175 128H176V130H175ZM171 130H172V132H171ZM12 131H15V133L13 134ZM72 132L73 133L76 132V126L75 125H74V128L72 129ZM215 132L216 131L212 132V134H211L212 139L210 137V138L207 139V141H210L209 139H211V142H209V143H211L214 146H216V145L219 146V142H221V140L218 138V135L217 136L216 135H213ZM169 133H170V135H169ZM185 133H186V135H185ZM166 134H168L169 136L166 135ZM191 134H193V135H191ZM56 136H58V135H55L54 136V139H55ZM214 136H216V137H214ZM156 137L158 138L159 142L157 141V138ZM186 137H187V140H186ZM161 138H162V140H161ZM163 138L166 141L163 140ZM227 138L228 137H226L225 140H227ZM230 139L233 140V136L230 137ZM230 139L228 138V140H230ZM175 141L176 142L179 141V142L176 143ZM192 142H194L195 144L192 143ZM35 144H37L36 146H38V143H35ZM247 144H248V142L246 141L245 146H247ZM41 147L44 150V151L42 150L43 152L40 151L41 150L40 149ZM64 148H66V149H64ZM21 149H23L22 150L23 152H21ZM145 149H146V147H145ZM49 150H52V151L49 152ZM149 150H150V152H149ZM17 151H18V153H17ZM28 151L30 153H28ZM194 152L195 153L197 152V153L195 154ZM198 153H199V155H198ZM35 154L36 155H39V156L42 155L43 159H41V156L39 157V156H36ZM145 154L143 156H145ZM200 154H201V156H200ZM7 155H8V157H7ZM196 155H198L199 157L196 156ZM53 156H55V157H53ZM36 157H38V158H36ZM146 157H147V155H146ZM146 157L141 158V166H142L141 168L143 169L146 166V168L144 169L145 171H147V170L150 169V167L148 166V165H150V162L145 161V160L152 161L151 159H146ZM192 157L195 158V159H192ZM197 157H198V159H197ZM48 158H50V159H48ZM200 158H202V159L204 158L203 161ZM223 158H224V156H223ZM53 159H54V161H53ZM9 160H11L10 161V163L12 162L11 164L9 163ZM14 160H16V161H14ZM30 160L33 161V164H32L33 165V168L32 169H28V167H30L29 166L30 165V163H29ZM200 161H201V163L204 162L203 165L200 163ZM36 162H37V164H36ZM74 162H75V156H70V155L65 156L62 159V161L59 163V165H62V167H63V169H61L62 167L60 166L61 167L60 170L62 171V173H63V171L64 172H67V173L70 172V169H72L71 166H73V163ZM139 162H137V164ZM145 162H147L148 164H146ZM182 162L184 164H182ZM43 163L45 164V166H44ZM47 163L49 165L51 163H54L53 164L54 166H51V168H49V171L47 169L50 166L47 167L46 166V165H48ZM63 163H66V164H63ZM188 163H190V164H188ZM26 164H27V166H26ZM156 164H157V162L155 163V166H157ZM178 164H180V165H178ZM40 166H43V167H40ZM68 166H70V168ZM228 167H230V168H228ZM4 168H6V169H4ZM35 168H36L37 171L35 170ZM45 168H47V169H45ZM198 168H200V169H198ZM43 169H45V172H47V171L48 172L45 173ZM51 169H52V171H51ZM203 169H205V170H203ZM206 169L208 171H206ZM225 170H226V172H225ZM176 171L177 170L175 168L174 172H176ZM33 173H38L39 177H37ZM41 173L44 174V175H42ZM166 173H168V172H166ZM15 174H17V175H15ZM172 174H173V172H172ZM172 174L168 173L169 176H173ZM215 174L216 173H214V175ZM259 174H260V176H259ZM30 175L31 176L34 175L33 177L39 178L38 179V182L36 181V178H33V177L31 179H28V177H30ZM65 175L68 178L70 177V175H68V174H65ZM65 175L64 174H61V178H64V177L66 178ZM7 176H8V178H7ZM252 176H253V178H252ZM16 177H18L19 180ZM118 177H119L120 180H118ZM218 177L220 179V176H218ZM245 177H246V179H245ZM254 177H255V179H254ZM248 178L250 179L249 181H248ZM14 179H16V180H14ZM63 180L61 181L62 183H63ZM5 181H6V183H5ZM12 181H14V182H12ZM228 181H229V183H228ZM231 182H233V183L231 184ZM124 185H125V188H124ZM2 187H4V188H2ZM56 188H58V189H56ZM132 188H133V190H132ZM186 188H189V187H186ZM244 188H245V190H244ZM14 189L17 190V192H19V193L21 192L22 193V194L21 193L18 194L19 196H16L18 198L14 197L12 195L15 192ZM20 189H22V190H20ZM24 189H25V191H24ZM256 189H257V187H256ZM222 190H223V192H222ZM224 191H226V192H224ZM74 192L81 193L80 191H76V190ZM243 192H245V193L243 194ZM246 192H247V194H246ZM82 193H85V191H83ZM116 193H120L121 194V195H119L120 197L118 196V198H121V199H118L117 198ZM136 194H138V195H136ZM248 194H249V196H247ZM20 195L22 197H20ZM112 196L113 197L115 196V199H113ZM138 196H140V197L138 198ZM240 196L243 197L242 199H244L245 202L248 201V202H246V204H248L247 207H249L248 208V211L245 212V213H243L241 215L243 217V222H246V223H250V224L255 225V229L254 230H251V232H249V236L247 238L245 237L246 235L244 234L243 239L245 240L246 243H243L244 242L243 239H242V243H240V241L238 243L236 242L237 241L236 238L238 236H240L237 233L238 231L240 232V216L237 213L238 212L237 210L239 208V206H238L239 201H238V198L237 197H240ZM11 198H13L15 200H13ZM24 198H26V199H24ZM82 198H83V196H80L79 197V201L80 202H82V200H83ZM23 199H24V201L25 200H27V201L24 202ZM133 199L134 200L137 199V201H134ZM235 199H237V200H235ZM12 200H13V203L15 205L12 203ZM226 200L228 202H226ZM230 200H232V201H230ZM249 202H251L252 205ZM122 203H124L123 206H121ZM66 204H68V208H69L68 211L69 212L67 210L63 209V207L66 206ZM139 204H142V205H139ZM192 204L193 203L190 204V202H189V204H186V207H187V205L189 206V205H192ZM59 205H61V206H59ZM230 205H232V206H230ZM228 206H230V207H228ZM231 207L235 211L232 210V209H229L228 210V208H231ZM113 208L115 209V211L113 212V214H111L110 213L111 212L110 210H112ZM189 211H190V209H189ZM206 211H208L210 213H208ZM219 211L226 212L228 214V216H229V218H227L228 221H225L226 223H228V222L230 223L231 222L230 225H227L228 227L227 226L226 227L221 226L223 224L221 222H223L224 220H223V218H221L222 216H221V214H219ZM233 211L236 212L234 215L232 214V213H234ZM57 212L60 215L57 214ZM70 212L73 215L70 214ZM133 212H135V210ZM52 213H54V214H52ZM214 213H216V215ZM38 214H40V215H38ZM100 214L103 216L102 219L98 220L97 221L98 223H94L93 222V218L94 217H99ZM236 214H238V215H236ZM210 216L213 217V218L211 217V219H212L211 221L212 222L210 221ZM66 217H69L70 219L69 218L66 219ZM48 218H51V219H48ZM64 218H65V220H64ZM144 218H146V219L143 220ZM253 218H255V219H253ZM3 219L5 220V218H3ZM181 219H183V220H181ZM208 219H209V222H207ZM232 219H233V221L235 219L236 220L234 222H232ZM56 220H58V221H56ZM102 220H103V223H102ZM215 220H217V222H215ZM10 221L12 222V224H11ZM99 221L102 223V225H101V223ZM20 222L22 223V225H19V224H21ZM28 222H29V225H31V223H30L29 220H28ZM61 222L62 223H65V224L63 225ZM160 222L162 224L164 221H160ZM2 223L5 224L6 228H5V226ZM106 223H108V224H106ZM177 223H178V225H177ZM233 223H234V225H233ZM13 224H15V225H13ZM60 224H62V226ZM78 224H80V226ZM42 225L44 227L45 226L46 227L44 228ZM74 225L76 226V228L78 230H75L76 228H75ZM100 225H101V227H100ZM107 225L110 227V230H106V226ZM111 225L115 226V229H113L111 227ZM174 225L177 228H175V227L173 228ZM236 225H237V227H236ZM67 226H69V227L67 228ZM77 226L78 227H81L82 226L83 229L80 228L82 231L79 230V228ZM86 226H87V228H86ZM147 226H153L152 225V222L150 223V225L147 224ZM183 226H185V227H183ZM3 227H4V229H3ZM26 227L28 228V230H27ZM84 227H85V229H84ZM181 227H183V229H185V230L183 231V229H182L181 231H183V233L180 232V234H179V231H180ZM229 227H231L232 229L229 228ZM46 228H47V230H46ZM70 228L72 229V231H71ZM210 228H212V229H210ZM236 228H238V229L236 231H234L235 233L232 234L231 231L235 230ZM63 229H65L68 232L65 234V230H63ZM69 229H70V231H69ZM172 229H174V230H172ZM226 229L228 230V233L230 235H228L227 233H225V231L227 232ZM46 231H48L47 233H49V234H47ZM81 232H83V234ZM13 234H14V236H13ZM51 235H52V237H51ZM104 235L106 237H104ZM157 235H159V236H157ZM35 236H34V238H35ZM11 237H12V239H11ZM135 239H137V240H135ZM150 239H152V241H154V240L155 241L152 242ZM162 239H163V241H162ZM3 240H4V242H3ZM107 241H108V243H106ZM134 241H136V242H134ZM137 241L138 242L140 241V242L138 243ZM234 241H235V243H234ZM9 242H11L12 244L9 243ZM35 242H36V244H35ZM127 243H129L130 245L127 244ZM144 243H146V244H144ZM164 243H165V245H164ZM43 244H45V246ZM243 244L246 245V247H244ZM133 245H136V246L133 247ZM140 245H144V246L141 247ZM235 245H237V246H235ZM247 247H248V249H247ZM138 248H140V249H138ZM126 249H128V251H126ZM129 251L130 252L132 251L131 253H133V255L131 253H128ZM125 252L128 255H126ZM90 253H91L92 256L90 255ZM94 253H96V254H94ZM109 254H111V255L109 256ZM127 256L129 258V260H128ZM130 256H131V258H130ZM88 257H90V258H88ZM91 257H92V259H91ZM134 257H136V258L138 257V258L136 259ZM134 259H135V261H134ZM89 260H90V262H88ZM99 260H101V261H99ZM237 260H238V262H237ZM254 261H257V262H254Z\"/></svg>", "mask_w": 264, "mask_h": 264}, {"label": "snow or ice", "instance_id": "6c2138e0", "mask_svg": "<svg viewBox=\"0 0 264 264\" xmlns=\"http://www.w3.org/2000/svg\"><path fill=\"white\" fill-rule=\"evenodd\" d=\"M39 2H40V0H37V3H39ZM8 7L14 9V8H15V5H8ZM21 11H26V9H21ZM10 15H11V13L6 14V15L3 17V21L8 20L9 17H10ZM3 21H0V23H2ZM157 107H159V105H157ZM119 195H121V194H120V193H116V196H119ZM153 195H155V194H153ZM113 199H115V197H113Z\"/></svg>", "mask_w": 264, "mask_h": 264}]
</instances>
